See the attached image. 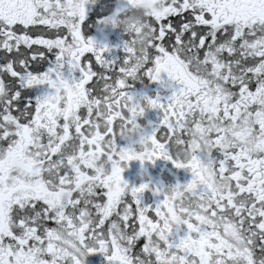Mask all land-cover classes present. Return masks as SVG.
<instances>
[{
  "label": "snow or ice",
  "instance_id": "obj_1",
  "mask_svg": "<svg viewBox=\"0 0 264 264\" xmlns=\"http://www.w3.org/2000/svg\"><path fill=\"white\" fill-rule=\"evenodd\" d=\"M96 253L264 264V0H0V264Z\"/></svg>",
  "mask_w": 264,
  "mask_h": 264
},
{
  "label": "flooded vegetation",
  "instance_id": "obj_2",
  "mask_svg": "<svg viewBox=\"0 0 264 264\" xmlns=\"http://www.w3.org/2000/svg\"><path fill=\"white\" fill-rule=\"evenodd\" d=\"M108 34L109 40L112 44H116L119 40V29H105ZM89 34L94 35L97 38H102L101 33L96 30V27L89 29ZM154 87V86H153ZM149 94H153V89H149ZM147 119L155 122L158 117L157 114L152 111L147 114ZM146 121L141 120V123ZM123 143V141H121ZM145 167L148 169V175H142V167L139 161L130 162V166L123 173L124 178L131 184L138 185L141 182L148 180L149 176L152 178L153 182L157 180H163L165 183H175L177 179L181 182L186 181L191 178L190 173L183 169H176L171 161H166L163 159H158L155 164L146 163ZM146 201L150 202L152 199V194L150 192L145 194ZM88 264H105L104 257L99 254H93L88 258Z\"/></svg>",
  "mask_w": 264,
  "mask_h": 264
}]
</instances>
